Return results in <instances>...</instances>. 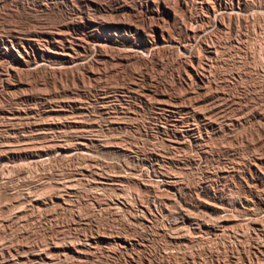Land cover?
Segmentation results:
<instances>
[{"label":"rangeland","instance_id":"1","mask_svg":"<svg viewBox=\"0 0 264 264\" xmlns=\"http://www.w3.org/2000/svg\"><path fill=\"white\" fill-rule=\"evenodd\" d=\"M0 264H264V0H0Z\"/></svg>","mask_w":264,"mask_h":264},{"label":"bare ground","instance_id":"2","mask_svg":"<svg viewBox=\"0 0 264 264\" xmlns=\"http://www.w3.org/2000/svg\"><path fill=\"white\" fill-rule=\"evenodd\" d=\"M203 7V6H202Z\"/></svg>","mask_w":264,"mask_h":264}]
</instances>
